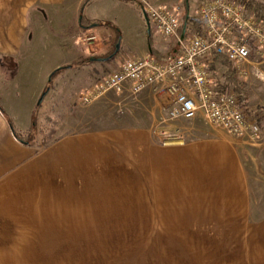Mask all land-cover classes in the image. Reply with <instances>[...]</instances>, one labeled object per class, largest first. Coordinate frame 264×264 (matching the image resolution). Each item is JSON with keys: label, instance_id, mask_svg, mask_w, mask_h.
Wrapping results in <instances>:
<instances>
[{"label": "crops", "instance_id": "0c3cea01", "mask_svg": "<svg viewBox=\"0 0 264 264\" xmlns=\"http://www.w3.org/2000/svg\"><path fill=\"white\" fill-rule=\"evenodd\" d=\"M138 1L139 6L136 0H0V264H64L72 252V223L87 221L90 208L99 219L111 216L114 205L107 199L115 195L112 191L130 189L136 181L165 197L170 183L172 198L190 199L181 215L195 235L225 239L224 264H264V199L253 198L249 174L230 141L211 138L165 147L152 143L151 119L85 129L87 118L76 119L82 113L79 96L112 65L92 58L107 56L121 33L127 45L129 31L144 22V1L162 4ZM98 22L118 25L121 33ZM164 40L141 54L176 55L178 50L163 47ZM40 45L60 55L40 59L29 51ZM122 49L113 60L125 58ZM215 57L211 71L224 80L227 66L221 57L227 58ZM44 61L50 63L35 64ZM59 67L67 71L50 84L47 105L39 109L19 100L23 77L39 79L36 99ZM135 100L143 105L169 102L167 94L152 89ZM51 125L55 128L46 138L42 130ZM255 151H246L247 169L264 178V166L257 162L258 156L263 165V154Z\"/></svg>", "mask_w": 264, "mask_h": 264}, {"label": "rangeland", "instance_id": "374dc122", "mask_svg": "<svg viewBox=\"0 0 264 264\" xmlns=\"http://www.w3.org/2000/svg\"><path fill=\"white\" fill-rule=\"evenodd\" d=\"M136 1L139 6V1ZM152 1L169 5L177 3L182 7L183 15L186 12L185 0ZM257 1L264 6V0ZM197 4L198 0L189 1V13L196 19ZM110 24L112 25L111 28L121 33L118 25ZM135 28L136 25L134 29L129 31L130 37L126 41L127 45H123V35L120 34L121 48H123L121 52L126 55L125 57L142 56L141 53L147 51L149 45L165 41L164 38L148 33L145 19L144 22H141L140 29ZM163 47L170 49V52H174L175 49L179 50V44L174 38H169L167 44H164ZM32 49L40 59H43L45 55L48 57L60 55L57 52L51 53V48L42 45L30 47L29 51ZM114 50L115 46L111 47L109 52L112 53ZM115 56L110 60L112 61L111 68L100 76L105 75V73L108 74L116 68L118 59L113 60ZM167 56H172V53ZM252 60L254 62L248 66L249 74L246 79L240 80L234 77L237 81L239 80L240 86L246 92L245 104L249 106L251 113L254 115L257 113L260 116L264 125V116L262 115L264 112V56L253 57ZM47 63L50 62L44 61L35 64L43 66ZM37 70L38 68L35 71ZM62 71H67V69L57 72L52 78V83ZM49 75L47 76V83L49 82ZM38 81L39 79L35 76L26 79L23 77L19 100L24 105L35 103L40 109L42 105L48 104V97L46 96L42 102H39L42 94L48 88H44L38 97L34 99L33 95ZM5 99L3 97L5 104H9V99L7 98V101ZM128 102L133 104L124 105ZM149 103V105H143L140 101L135 100V96H129L126 92L120 95L108 92L89 104L81 103L82 113H78L76 119L87 118V124L81 127L83 129L120 126L151 119L152 125L149 127L151 141L154 145L165 147L175 144H187L196 140L226 138L232 145L237 162L243 166L244 172L247 171L249 174L251 184L249 189L253 198L257 200L264 199V178L260 175V172L255 171L253 173L251 168L247 169L250 166V155L246 153L248 150L255 155V150H257V155L263 154V161L261 160L263 165L257 156L258 166L262 169L264 166V146L249 145L240 139H236V137L234 139L222 128L213 125L205 118H200L194 123H182L168 119L162 100L159 101V105L152 101ZM54 128V125H51L48 129H43L42 134L47 138L51 136V129ZM45 143L47 142L43 141L41 144ZM143 187V182L136 181L131 184L130 189L113 190L112 193L115 195L107 199L114 205L112 206L113 211L109 214L111 216L104 214L103 219H99L98 215L90 212L93 210L90 208L89 214L85 216L88 218L87 221L73 222L72 252L70 256H65L64 264H224L225 239L223 237L208 239L198 235V232L195 235V232L192 231V223L186 222L183 215H181L185 210V205L191 201L190 199L182 201L181 199L175 200L172 198L169 195L173 191V189H170V183L168 184L169 196L167 195V197L157 189L146 187V190H144ZM149 193H152V195L148 200L145 196ZM161 201H167L168 203L163 205L160 204ZM149 202L152 204H149ZM196 203L198 202L196 201ZM108 217L114 219L111 220ZM220 255L218 261L217 257ZM57 259H59L58 256Z\"/></svg>", "mask_w": 264, "mask_h": 264}, {"label": "built area", "instance_id": "2783aa9c", "mask_svg": "<svg viewBox=\"0 0 264 264\" xmlns=\"http://www.w3.org/2000/svg\"><path fill=\"white\" fill-rule=\"evenodd\" d=\"M143 9L157 35L177 40V54L166 59L151 53L119 59L113 71L98 77L81 93L80 103L89 104L108 92L136 96L152 89L167 94L169 102L163 108L168 119L194 123L205 118L246 144L264 146L258 117L234 85H225L217 71H211L215 55H224L234 67L235 77L246 79L252 58L264 56V18L242 1L199 0L196 16L202 30L181 37L180 4L144 1Z\"/></svg>", "mask_w": 264, "mask_h": 264}, {"label": "trees", "instance_id": "16d2710c", "mask_svg": "<svg viewBox=\"0 0 264 264\" xmlns=\"http://www.w3.org/2000/svg\"><path fill=\"white\" fill-rule=\"evenodd\" d=\"M190 1V0H189ZM238 1H242V2H245L248 6L249 9L251 10H254L256 12L257 15H259L260 17L264 18V6L258 2L257 0H238ZM185 5H186V12L184 13L183 15V20H182V26L179 30V33L182 34V27L184 25V23L186 22L187 23V31L186 33L194 30V31H197V32H201L202 30V25H201V22L196 19L195 17H193L190 13H189V3L187 4L186 0H185ZM187 14L189 15V17L187 18ZM96 25L97 24H101V25H105V26H112L109 22H98V23H95ZM152 31H151V35H152ZM154 53V51H153ZM155 54V53H154ZM157 55V54H155ZM158 56V55H157ZM215 58H220V55H216ZM222 60H223V63L227 66V71L225 72L224 74V84L225 85H234L236 91L238 92V94L240 95L241 97V100L245 103L246 99H247V96H246V92L245 90L240 86L239 82L237 81V79L234 77V74H235V70H234V67L232 66L231 62L223 57H221ZM111 60V59H110ZM108 60V61H110ZM72 66V65H70ZM66 67H59L57 69H55L53 72H52V78L53 76L59 72L60 70L64 69ZM52 83V79L49 81V84L47 86V88L50 87V84ZM0 109H2L0 107ZM12 126V124H11ZM12 129L14 131V133L19 136L17 134V132L15 131L14 127L12 126Z\"/></svg>", "mask_w": 264, "mask_h": 264}, {"label": "water", "instance_id": "95a60500", "mask_svg": "<svg viewBox=\"0 0 264 264\" xmlns=\"http://www.w3.org/2000/svg\"><path fill=\"white\" fill-rule=\"evenodd\" d=\"M186 2H187V4H188V3H189V0H186ZM144 15H145V19H146V21H147L148 32L151 33V24H150L149 18L147 17V15H146L145 13H144ZM188 17H189V15L187 14V18H188ZM186 31H187V23L185 22L184 25H183V27H182V34H181V37H184V36H185ZM120 48H121V42L118 41V42L116 43V45H115V50H114L111 54H109V55H107V56H105V57H100V58L97 57V58H92V59H94V60H100V61H108V60L112 59V58H113V57L119 52ZM51 79H52V73L49 75V81H50ZM48 91H49V88H48V89L42 94V96H41L39 102H42L44 96L46 95V93H47Z\"/></svg>", "mask_w": 264, "mask_h": 264}]
</instances>
